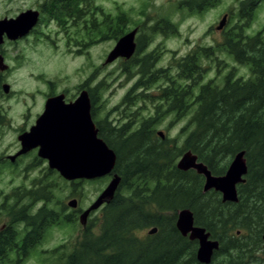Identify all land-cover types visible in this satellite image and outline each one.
<instances>
[{
    "label": "trees",
    "instance_id": "trees-1",
    "mask_svg": "<svg viewBox=\"0 0 264 264\" xmlns=\"http://www.w3.org/2000/svg\"><path fill=\"white\" fill-rule=\"evenodd\" d=\"M193 1L198 7L199 0ZM259 1L244 0L242 16L249 19ZM48 4L50 20L61 22L73 16L88 27L90 19L86 21L85 16L90 0H51ZM193 5L186 7L192 10ZM120 19L105 18L93 28L98 37L109 32L110 38L117 40L124 31ZM155 30L168 33L176 31V26L162 18L151 28ZM136 39L133 56L119 59L126 74L135 66L137 76L122 103L127 107L151 103L153 112L141 118L137 111L119 127L96 123L98 136L116 155L112 173L120 182L112 200L100 207L97 224L92 219L84 226L78 222L81 230L74 242L47 252L50 256L44 258V264H200L197 242L176 229V213L181 209H189L194 225L219 241L210 264H248L264 233L263 34L245 36L242 27L223 32L218 46L236 63L248 66L250 75L236 78L232 69L221 84L213 79L202 83L207 68L200 57L215 54L214 48L197 47L180 58L173 57L166 68L155 69L157 51L140 56L144 40ZM158 80L163 83L150 92L149 87ZM163 116L173 121L186 119L174 138L163 133L161 138L155 132ZM187 151L215 176L225 173L236 153L245 152L247 173L237 185V203H222L220 193L212 190L203 193L201 175L176 168L177 160ZM75 181L72 185L80 183ZM43 192L42 187L16 192L11 203L2 202L0 216L6 221L0 228V264H11L12 258L14 264H20L41 244L49 228L77 220L75 214L80 210L61 216L47 208L50 198ZM23 199L28 202L20 205ZM39 200L43 205L35 210L32 205ZM148 227L157 230L140 237L139 232Z\"/></svg>",
    "mask_w": 264,
    "mask_h": 264
},
{
    "label": "rangeland",
    "instance_id": "rangeland-1",
    "mask_svg": "<svg viewBox=\"0 0 264 264\" xmlns=\"http://www.w3.org/2000/svg\"><path fill=\"white\" fill-rule=\"evenodd\" d=\"M243 1L199 0L196 7L193 0H90L89 12L85 16L86 21L90 19L88 27L77 17L54 22L43 15L31 32L22 38L16 41L4 38L0 45V55L7 66L5 71L0 72V206L2 202L11 203V196L16 192L38 190L40 187L50 198L47 208L57 211L61 216L72 214L73 210L82 213L96 201L109 183L110 176L90 181L78 180L80 183L75 186L56 171L50 170L47 162L35 152L20 155L13 163L9 157L20 150L18 136L34 124L36 117L42 113L48 95L65 93L70 98L81 86L88 85L94 97L93 121L95 125L99 122L101 126L109 123V127H119L127 123L131 119L129 116L137 111L141 118H147L153 112L151 103L138 102L130 107L122 103L137 80L136 67L133 66L131 72L126 74L119 58L105 63L115 42L133 29L137 31L135 39L144 40L140 56L151 51L158 53V60L152 68H166L173 57L180 58L197 47H212L215 54L208 58L200 57L201 65L207 68L202 83L213 79L221 84L223 77L232 69L235 70L236 78L247 79L250 75L249 67L236 63L230 54L218 46L222 43L224 31L238 27H242L245 36L261 32L264 37V0L259 1L251 10L249 19L241 14ZM41 2L0 0V20L15 18L21 12L40 8ZM188 3L193 5L192 10L186 7ZM118 16H121L119 21L124 30L118 39L110 38L109 32H103L105 36L98 37L93 25L101 23L105 18L109 20ZM224 16L225 25L218 31L216 27ZM162 18L175 25L176 31H151ZM162 83L157 82L153 88L149 87V91L154 92ZM4 84L9 86L8 93L3 92ZM164 116L162 122L155 125V132L174 138L186 119L173 121L172 117ZM73 200H76L75 209L67 205ZM27 202L23 199L20 205ZM41 205L43 201L39 200L32 208L36 210ZM80 213L75 214L77 220L72 224L49 228L41 244L20 264H44V258L49 255L47 252L63 244L73 243L81 230L78 223ZM100 214L99 207L88 215L87 222L92 219L97 224ZM5 221V216H0V228ZM150 229L148 227L140 231L139 236L144 237ZM234 233L237 236L240 234L239 231ZM248 242L254 245L250 240ZM256 243L258 247L262 246V240ZM257 250L252 253L253 257L248 260V264H264V253ZM14 263L15 258H12L11 264Z\"/></svg>",
    "mask_w": 264,
    "mask_h": 264
},
{
    "label": "water",
    "instance_id": "water-1",
    "mask_svg": "<svg viewBox=\"0 0 264 264\" xmlns=\"http://www.w3.org/2000/svg\"><path fill=\"white\" fill-rule=\"evenodd\" d=\"M226 16L218 23L216 30L223 29ZM38 12L27 10L15 18L0 20V45L4 37L16 41L27 35L37 24ZM136 29L120 37L112 51L107 55L105 63L117 58L129 59L135 52ZM7 69L0 55V72ZM8 93L9 86H2ZM163 138V134L158 132ZM20 150L9 157L11 162L20 155L38 148L39 158L47 160L50 170L56 171L66 181L94 180L111 176V179L96 201L79 216V223L84 226L88 215L103 204H108L118 187L120 178L112 171L116 155L112 149L98 136V130L90 116V105L86 93L81 92L78 98L68 104L63 102V96L49 98L44 111L28 132L18 136ZM245 152L236 153L225 173L215 176L197 156L190 151L183 153L176 163L180 171L193 170L204 179L202 192L215 191L220 193L222 203H237V185L244 182L247 173ZM68 207L75 209L76 200L70 201ZM175 226L183 237L197 242L196 260L200 264H210L213 253L219 249V244L210 240V234L203 227L194 225L193 214L189 209H181L176 213ZM156 228L148 231L154 234ZM264 247V233L262 234Z\"/></svg>",
    "mask_w": 264,
    "mask_h": 264
},
{
    "label": "flooded vegetation",
    "instance_id": "flooded-vegetation-1",
    "mask_svg": "<svg viewBox=\"0 0 264 264\" xmlns=\"http://www.w3.org/2000/svg\"><path fill=\"white\" fill-rule=\"evenodd\" d=\"M48 1H51V0H42L40 8H37V9H35V10H32V11H36V12H38V21L41 19V17H42L43 15L48 16V17H49V15H52V14L49 13V6H50V5L48 4ZM195 6H196V5H195ZM48 20H49V21H53V20H50V19H48ZM30 32H31V31H30ZM80 88H81V89H79V91L76 92L75 94L73 93L74 96H73V94H72L70 98H67V97H66L67 95H66L65 93H64V94H63V93H60V94H57V95H48V96L45 98V102H44V105H43L42 113H43V111H44L45 103H46V101H47L49 98L56 97V96H63V102H64L65 104H68V103H71V102L75 101V100L78 98V96L80 95V93H81V92H84V93H86V96H87V99H88V102H89V105H90V116H91V119H92V121H93L92 110H93V106H94V97H93V94H92V90L90 89V87H89L88 85H86V86H81ZM42 113H41V114H42ZM41 114H39V115L36 117V119H35V121H34V124L31 125L30 128H31L32 126L35 125L37 119L41 116ZM93 123H94V121H93ZM30 128H29V129H30ZM29 129H28V131H29ZM28 131H25V132H28ZM31 151H32V152H35L36 155H37L38 148H35V149L31 150ZM37 156H38V155H37ZM40 159H41V158H40ZM42 160H44V159H42ZM14 161H15V160H14ZM14 161H13V162H14ZM44 161H46V160H44ZM13 162H11V163H13ZM46 162H47V161H46ZM257 251H262V252L264 253L263 243H262V246L259 247ZM254 252H255V251H254ZM254 252H251V254H250V259L253 257V254H252V253H254Z\"/></svg>",
    "mask_w": 264,
    "mask_h": 264
},
{
    "label": "bare ground",
    "instance_id": "bare-ground-1",
    "mask_svg": "<svg viewBox=\"0 0 264 264\" xmlns=\"http://www.w3.org/2000/svg\"><path fill=\"white\" fill-rule=\"evenodd\" d=\"M210 240L213 241V242H217L218 244H220L218 240H215V239H212V238H210ZM261 240H262V237H261ZM262 243H263V242H262ZM215 252H216V251H215ZM215 252H214V253H215ZM214 253H213V254H214ZM212 257H213V256H212ZM211 261H212V259H211ZM210 263H211V262H210Z\"/></svg>",
    "mask_w": 264,
    "mask_h": 264
}]
</instances>
